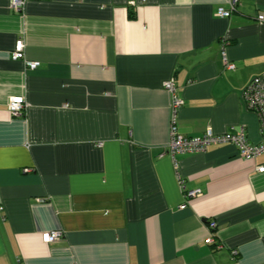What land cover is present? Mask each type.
Returning <instances> with one entry per match:
<instances>
[{
	"label": "crops",
	"instance_id": "obj_1",
	"mask_svg": "<svg viewBox=\"0 0 264 264\" xmlns=\"http://www.w3.org/2000/svg\"><path fill=\"white\" fill-rule=\"evenodd\" d=\"M12 1L0 0V264H264V153L211 146L176 155L175 171L164 89L172 79L184 102L180 135L243 126L258 144L242 93L264 73V0L229 18L215 15L227 0ZM18 41L36 69L13 59ZM16 96L26 108L11 116ZM177 175L201 192L184 208Z\"/></svg>",
	"mask_w": 264,
	"mask_h": 264
},
{
	"label": "built area",
	"instance_id": "obj_2",
	"mask_svg": "<svg viewBox=\"0 0 264 264\" xmlns=\"http://www.w3.org/2000/svg\"><path fill=\"white\" fill-rule=\"evenodd\" d=\"M240 0H227V9L219 7L215 13L216 17L229 18L236 12ZM23 6V0H13L11 8L15 12H19ZM259 21L264 20V16L258 17ZM24 44L18 41L13 53V59L23 60L25 66L30 70L37 68V62L26 61L23 54ZM223 64L227 69H233V65L229 63L224 52L221 54ZM164 89L170 95V121H169V141L166 146V153L169 154L173 160L175 171L178 169V163L175 160L176 155L181 154H199L205 153L211 146H218L230 144L237 148L239 156L244 160H255L258 156L264 153V73L258 77L253 78L248 82L242 93V102L247 112L254 114L258 120V132L260 142L258 144H251L248 142L244 127L240 126L237 132H228L221 135L214 134L211 130H207L200 136L184 137L179 134L177 130V118L180 108L183 106V100L178 95L174 81L171 79L164 84ZM26 108V103L22 96H16L9 100L7 109L11 116H19L23 114ZM29 170H25L27 172ZM258 173H263V167H257ZM179 188L185 200V204L180 208H184L186 204L190 203L195 198L201 195L199 190H189L182 178L177 175ZM42 203L43 200H38ZM216 224L210 222L208 229L209 232L215 230ZM63 234L61 231L45 232L42 234L41 239L45 244L55 243L62 239ZM206 243L211 245L214 243L213 234H209ZM221 246H217L220 249ZM234 256L238 254L236 250L232 252Z\"/></svg>",
	"mask_w": 264,
	"mask_h": 264
},
{
	"label": "trees",
	"instance_id": "obj_3",
	"mask_svg": "<svg viewBox=\"0 0 264 264\" xmlns=\"http://www.w3.org/2000/svg\"><path fill=\"white\" fill-rule=\"evenodd\" d=\"M129 17H130V18H133V16H132V15H130Z\"/></svg>",
	"mask_w": 264,
	"mask_h": 264
}]
</instances>
